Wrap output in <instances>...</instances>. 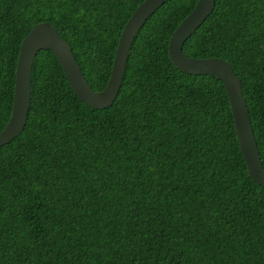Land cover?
Segmentation results:
<instances>
[{
    "label": "trees",
    "instance_id": "obj_1",
    "mask_svg": "<svg viewBox=\"0 0 264 264\" xmlns=\"http://www.w3.org/2000/svg\"><path fill=\"white\" fill-rule=\"evenodd\" d=\"M143 1L0 0V132L36 24L57 31L99 92ZM197 1L167 0L146 19L105 109L37 53L26 125L0 147V264H264V186L247 173L224 87L168 55ZM182 51L231 65L264 170V0H215Z\"/></svg>",
    "mask_w": 264,
    "mask_h": 264
},
{
    "label": "water",
    "instance_id": "obj_2",
    "mask_svg": "<svg viewBox=\"0 0 264 264\" xmlns=\"http://www.w3.org/2000/svg\"><path fill=\"white\" fill-rule=\"evenodd\" d=\"M167 0H144L131 14L118 39L109 79L102 91L94 92L79 69L68 43L47 23L36 24L23 38L16 63L13 101L9 120L0 132V147L14 140L24 129L30 109V74L37 53L49 50L59 62L76 97L92 109L110 107L117 98L134 37L146 19ZM215 0H198L168 42L171 62L183 72L214 76L224 87L230 105L236 140L251 179L264 186L257 143L240 80L231 65L220 58H192L182 51L184 42L212 13Z\"/></svg>",
    "mask_w": 264,
    "mask_h": 264
}]
</instances>
